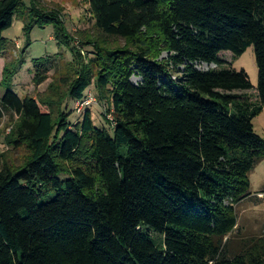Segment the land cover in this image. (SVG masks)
Returning <instances> with one entry per match:
<instances>
[{"label":"trees","instance_id":"trees-1","mask_svg":"<svg viewBox=\"0 0 264 264\" xmlns=\"http://www.w3.org/2000/svg\"><path fill=\"white\" fill-rule=\"evenodd\" d=\"M88 4L92 31L78 33L85 63L60 10L0 0V55L16 19L27 41L51 26L73 54L63 91L0 97V125L17 117L6 142L24 153L0 167V264H264V235L235 233L237 206L264 156L253 127L264 110V0ZM251 46L256 88L220 58ZM17 68L6 66L0 87ZM34 68L39 86L49 67L37 60ZM92 86L109 103L111 131L95 126L90 109L71 126L62 108ZM152 233L163 237L160 247Z\"/></svg>","mask_w":264,"mask_h":264},{"label":"rangeland","instance_id":"rangeland-1","mask_svg":"<svg viewBox=\"0 0 264 264\" xmlns=\"http://www.w3.org/2000/svg\"><path fill=\"white\" fill-rule=\"evenodd\" d=\"M28 3V0H24ZM40 6L45 11L60 10L61 21L67 26L71 37V48L80 53L85 63L88 62L89 54L83 47L78 33H89L92 31L94 21L89 13L88 0H40ZM24 21L16 19L12 28L4 33V38L8 42V47L2 55H0V85L4 82V70L7 65L12 62L18 64V68L13 76V81L9 86L0 87V97L7 90H11L19 97L46 98L51 97L50 87L55 85L62 89L61 80L67 78L70 74L68 64L73 60L71 50L60 46L54 40L53 28L51 26L45 28H34L30 34V40L23 31ZM231 53H222L220 55L225 67H229L235 71L244 70L249 78L252 86L257 87L258 69L255 60L254 48L249 47L246 52L232 60ZM43 60L48 65L49 71L46 81L36 86L33 84L34 78V61ZM201 70L215 69V65H202ZM33 75V77H32ZM133 82H138L137 78H133ZM88 92L94 94L96 103L90 106L93 121L96 127L102 129L106 127L111 131L109 121L104 117V111L110 109L108 102L99 101L96 89L92 86ZM255 93V91L253 90ZM85 96V95H84ZM105 103V104H103ZM73 99H66L62 108H66L71 113L69 121L71 126L82 121L86 106L79 104ZM104 106V109L102 108ZM42 111H47L42 108ZM14 117V118H13ZM6 114L0 125V167L3 162H18L24 157L23 149L14 150L7 144V137L11 134L12 126L17 117ZM253 127L256 135L264 140V110L253 119ZM250 197L237 206L238 229L235 231L238 239H254L264 235V156L256 164L249 175ZM152 240L158 247L163 242V237L159 234L152 233Z\"/></svg>","mask_w":264,"mask_h":264},{"label":"built area","instance_id":"built-area-1","mask_svg":"<svg viewBox=\"0 0 264 264\" xmlns=\"http://www.w3.org/2000/svg\"><path fill=\"white\" fill-rule=\"evenodd\" d=\"M77 103L83 104L84 107L86 106V109H85L86 111L88 108H90V106L92 107V105L96 103V98L93 96V94H91L90 92H87L84 99L82 101H77ZM104 117L106 118V120L110 122L112 126L115 125V120H114V116L112 112L108 113V111H104Z\"/></svg>","mask_w":264,"mask_h":264},{"label":"crops","instance_id":"crops-1","mask_svg":"<svg viewBox=\"0 0 264 264\" xmlns=\"http://www.w3.org/2000/svg\"><path fill=\"white\" fill-rule=\"evenodd\" d=\"M32 77H33V75H32Z\"/></svg>","mask_w":264,"mask_h":264}]
</instances>
